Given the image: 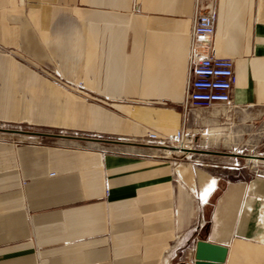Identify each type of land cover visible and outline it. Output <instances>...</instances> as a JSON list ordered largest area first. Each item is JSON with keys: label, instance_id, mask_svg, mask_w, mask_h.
Instances as JSON below:
<instances>
[{"label": "crops", "instance_id": "1", "mask_svg": "<svg viewBox=\"0 0 264 264\" xmlns=\"http://www.w3.org/2000/svg\"><path fill=\"white\" fill-rule=\"evenodd\" d=\"M193 4L0 0V46L44 73L20 76L0 54V118H21L24 86L44 102L20 120L99 137L0 139V264H185L196 240L224 246L222 264H264V178L233 173L199 200L193 191L204 198L215 179L141 139L179 125ZM216 11V54L233 61L231 104L188 121L207 132L227 119L256 128L260 114L246 110L264 107V0H216ZM189 172L190 188L180 181Z\"/></svg>", "mask_w": 264, "mask_h": 264}, {"label": "rangeland", "instance_id": "2", "mask_svg": "<svg viewBox=\"0 0 264 264\" xmlns=\"http://www.w3.org/2000/svg\"><path fill=\"white\" fill-rule=\"evenodd\" d=\"M0 54L9 56L11 59H15L20 66L15 68L16 73L20 76H25L30 74L44 75L41 69L32 66L27 59L23 57L13 56L10 48L0 46ZM23 85V83L21 84ZM75 90L79 89L76 84ZM74 90V95L80 94ZM31 92H28L24 86L19 91L21 97L16 100L20 103V114H17L16 117H21L20 119L25 118L27 115L26 106H29V103L38 105H43L44 99L40 98H29L28 96ZM28 97V98H27ZM227 108H217V111L226 114ZM202 113H205V110H202ZM247 113L260 114L262 118L259 122L258 127L252 129H240L235 121L230 119L223 120L225 125H221L225 128H218L212 131H208L205 135L206 139L199 138L196 143V149L204 151H216L224 153L221 156L210 155L206 153L189 155V157L179 156L177 162L184 166H188V171L190 168H196L206 173L207 175L213 177L216 182L215 188L207 194L204 198L198 197L196 191H193L196 198L199 200L206 199L211 200L214 195L219 191L221 184L225 179H231L234 174L246 175L252 172H258L264 166V107L258 109H248ZM20 119H1L0 118V139H11L18 140L22 143L31 140L43 144L50 141V135L47 134H60V135H89L92 138H99L98 134L95 132H85L75 129L67 128H54L44 124L41 121H22ZM220 126V125H217ZM39 133V135H34ZM33 135V136H31ZM103 138V137H102ZM143 138V137H142ZM141 138V139H142ZM115 139V138H112ZM140 142V140L138 141ZM249 155H258L259 158L257 161H248ZM233 167H237V170H234ZM234 173V174H233ZM190 178H193L195 182L197 181L195 175H191L189 172L188 175L184 176L180 181L184 183L189 188ZM197 189V187H196Z\"/></svg>", "mask_w": 264, "mask_h": 264}, {"label": "built area", "instance_id": "3", "mask_svg": "<svg viewBox=\"0 0 264 264\" xmlns=\"http://www.w3.org/2000/svg\"><path fill=\"white\" fill-rule=\"evenodd\" d=\"M216 16V0H194L188 32L187 68L184 94L180 102L179 125L171 134L158 135L148 131L142 138L163 158L170 153L178 158L189 157L194 153L192 150H197L196 143L199 138L206 139L205 127L191 125L188 121L189 115L198 116L199 110L225 108L231 104V91L235 80L233 61L216 54L213 44ZM178 164L176 162L175 166ZM246 176L264 178V166L258 172L254 171Z\"/></svg>", "mask_w": 264, "mask_h": 264}, {"label": "water", "instance_id": "4", "mask_svg": "<svg viewBox=\"0 0 264 264\" xmlns=\"http://www.w3.org/2000/svg\"><path fill=\"white\" fill-rule=\"evenodd\" d=\"M192 152L203 151L192 150ZM215 154L219 153L215 152ZM225 254L226 248L222 245L211 243L206 240H196L193 247L192 261L185 264H222L225 258Z\"/></svg>", "mask_w": 264, "mask_h": 264}, {"label": "bare ground", "instance_id": "5", "mask_svg": "<svg viewBox=\"0 0 264 264\" xmlns=\"http://www.w3.org/2000/svg\"><path fill=\"white\" fill-rule=\"evenodd\" d=\"M198 112H199V113H202L203 111H202V110H199Z\"/></svg>", "mask_w": 264, "mask_h": 264}]
</instances>
